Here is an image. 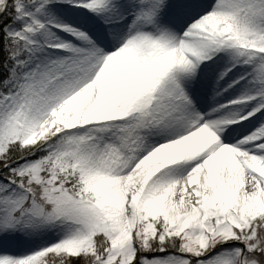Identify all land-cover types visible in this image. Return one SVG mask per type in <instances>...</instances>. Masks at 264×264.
Here are the masks:
<instances>
[{
    "label": "snow or ice",
    "instance_id": "snow-or-ice-1",
    "mask_svg": "<svg viewBox=\"0 0 264 264\" xmlns=\"http://www.w3.org/2000/svg\"><path fill=\"white\" fill-rule=\"evenodd\" d=\"M0 264H264V0H0Z\"/></svg>",
    "mask_w": 264,
    "mask_h": 264
}]
</instances>
